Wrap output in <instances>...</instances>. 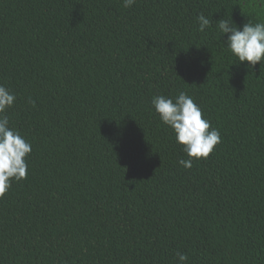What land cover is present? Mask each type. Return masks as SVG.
Masks as SVG:
<instances>
[{"label":"trees","instance_id":"trees-1","mask_svg":"<svg viewBox=\"0 0 264 264\" xmlns=\"http://www.w3.org/2000/svg\"><path fill=\"white\" fill-rule=\"evenodd\" d=\"M231 17L264 22V9L0 0V84L16 95L4 115L32 145L0 198V264H264V62L233 64L216 27ZM180 91L222 137L190 169L151 105Z\"/></svg>","mask_w":264,"mask_h":264},{"label":"clouds","instance_id":"clouds-1","mask_svg":"<svg viewBox=\"0 0 264 264\" xmlns=\"http://www.w3.org/2000/svg\"><path fill=\"white\" fill-rule=\"evenodd\" d=\"M136 0H123L125 8L131 7ZM260 7L264 9V0H260ZM198 31L204 33L212 27V19L203 13L196 17ZM216 27L222 36H226L224 45L236 57L239 63L248 69H254L258 63L264 62V22L253 23L247 20L242 27L230 19L216 21ZM232 64V65H233ZM16 95L3 84H0V198L10 189L12 180L26 179L28 163L26 157L32 152V145L10 125V120L4 113L13 107ZM28 103L35 107L31 97ZM151 105L160 121L168 126L177 144L183 147L188 159H180L178 163L190 169L193 159H207L215 147L222 142L218 128L211 126V122L204 118L202 109L185 91H180L174 97L164 94L154 95ZM179 264H186L188 256L177 252Z\"/></svg>","mask_w":264,"mask_h":264}]
</instances>
